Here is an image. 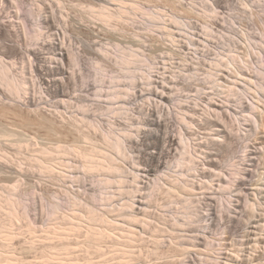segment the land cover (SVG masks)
Returning a JSON list of instances; mask_svg holds the SVG:
<instances>
[{"label": "rangeland", "instance_id": "obj_1", "mask_svg": "<svg viewBox=\"0 0 264 264\" xmlns=\"http://www.w3.org/2000/svg\"><path fill=\"white\" fill-rule=\"evenodd\" d=\"M108 1L112 9L120 7L121 3V7L126 4L125 9L130 13L123 11L122 18L103 23L93 16L92 10L100 4L98 0H0V58L14 68V75L28 79V92L20 97L0 83V129L2 126L5 130L6 127L7 130L14 128L12 130H18L24 136H7L8 139L13 137L11 141L15 143L6 136L1 139L9 158L0 160V264H227L238 254L245 258V264L263 259L264 248L259 240L264 238V89H259L257 83L264 85L261 81L264 77V0ZM133 1L135 7L127 5ZM136 5H140L139 9ZM203 7H212V13H205ZM39 8H42L41 14L50 16L54 24V28L43 25L42 39L49 40L50 33L59 28L61 38L79 55L78 65L72 61L66 64L72 75L63 81L65 96L53 92V89L43 92L37 84L32 85L36 83V74L29 66L31 57L23 61L20 52L13 54V48L19 46L35 47V39L29 36L38 26ZM172 15L191 24L196 33L198 51L186 44L188 37L184 31L190 27L175 23L170 18ZM157 21L162 25L151 29L150 26ZM210 22H214V31H205L203 24ZM166 28L175 32V45L162 34ZM25 30L29 36H25ZM8 32L10 35L6 34ZM208 37H212L210 43L215 47L211 51L203 47L204 39ZM228 43H231V52L224 50ZM128 47L138 49L135 52L139 57L143 51L147 62L158 66L154 73L148 69L140 71L138 68L143 65L138 64L136 83L132 87V81H128L130 67L120 65L118 60L122 54L118 52ZM41 48L45 60L52 49L47 45ZM252 51H256L259 57H252L253 67L247 72H243L240 63L238 67L214 63V58H219L218 53L224 55L223 59L229 53L246 59ZM194 53L202 55L199 62L192 56ZM227 69H232L234 75ZM148 77L161 87L155 86L156 83L146 85ZM116 83L118 85L113 89ZM126 83L128 91H122L124 99L114 101L107 96L110 92V97H118L120 87ZM227 84L234 86L232 89L236 95L231 96L228 103L224 100ZM151 88H161L167 99L162 103L156 101L155 96L148 94ZM185 101L192 102L193 110L178 107ZM195 101L200 105H193ZM210 101H213L210 107L222 111L225 120H230L234 113L242 118L240 136L228 135L232 138L229 141L222 139L219 130L226 127L219 121L216 110L210 109ZM158 103L166 117L164 121L168 130L175 137L180 124H184L181 112L188 115V125L182 129L188 131V135H182V142L177 138L178 144L169 147V152L160 154L163 166L158 167L157 158L150 155L157 151L149 148L152 139H146L142 141L144 145L138 146L141 153L138 148L126 145L129 158L126 157V161L118 159L120 173L82 170L83 158L79 152L68 154L62 149L78 144L84 148L95 142L104 144L102 131L107 129L122 135L128 127L126 137H132L130 131L137 133L136 129L147 126L140 123L139 106L149 105L156 109ZM223 104L230 109L225 110ZM117 105H128L126 113L124 109L122 114L114 109ZM110 109H114L117 119L112 117L114 114ZM207 114L210 117L207 118ZM83 115H88L86 119L90 121L98 120L103 130L89 125ZM111 117L113 124L108 121ZM188 137L192 139V163L188 155H184V147L188 146L184 141ZM40 147L61 148L62 151L58 152L62 156L53 151L62 158V164L57 163L54 172H40L30 167L34 162L31 159L41 155L36 151ZM253 147H257L260 154H250ZM179 156L182 161L191 163L188 177L194 173L199 179L192 189H188L190 185H172L176 179L170 177H176L172 170L178 173L176 160ZM132 159H138L136 164ZM196 163H200V173L194 169ZM133 168L136 181L133 180ZM107 177L121 179V182L109 183ZM129 190L143 202L133 209L132 217L119 211ZM8 195H14L13 202L16 197L22 200L26 212L21 206L12 205V197L7 200ZM76 197L77 204L73 205ZM184 197H192V204L199 209L197 215L200 218L191 225L175 224L173 220L179 217L184 221L181 215ZM52 203L57 211L50 210ZM86 203L97 207L98 213L92 215V211L85 207ZM14 206L18 213L12 208ZM2 233L12 235L7 238ZM193 234L198 237L197 246L179 242L181 236ZM205 240L215 242V246L212 249L204 247Z\"/></svg>", "mask_w": 264, "mask_h": 264}, {"label": "bare ground", "instance_id": "obj_2", "mask_svg": "<svg viewBox=\"0 0 264 264\" xmlns=\"http://www.w3.org/2000/svg\"><path fill=\"white\" fill-rule=\"evenodd\" d=\"M100 1V4L98 5L97 9H93V13L98 19H100L103 23H107V21L109 22L111 19L113 18H117L120 19L122 18L121 16H123L125 13H130V11H128V9H125L126 4L124 6V9L121 7H117V8H110V6L108 5V3H110L108 0H98ZM170 1V0H168ZM172 2L174 0H171ZM139 2V1H138ZM136 3V2H135ZM131 5L132 7H135L134 5V1L132 2V4L127 3V5ZM130 7V6H129ZM136 7H140V5H136ZM127 8V7H126ZM132 9V8H131ZM136 9V8H135ZM204 12L208 13L211 12L212 13V7H203ZM134 9H132L133 11ZM137 10V9H136ZM39 15H38V26L34 32V34H32L31 36H29V33L25 30L24 34L25 36H29L30 38L35 39V47L33 48H23L21 46H19L18 48H13V54L20 52L22 54V58L23 61H26L27 57H31V60L29 61V66L31 68L32 71L35 72L36 74V83H32V79H30L32 85H38L39 88H41L43 90V92H48L50 90L53 89V92H56L57 94H61L64 95L65 89H64V83L63 81L70 77L72 75V73H70L68 71V69L66 68V64L68 61H72L74 63V65H78L79 63V55L76 51H74V49L72 48L71 44H66L64 39L61 38L60 36V29L57 28L56 32L54 33H50L51 37L49 40L44 41L42 39V35H44V32H42L43 29V25L48 24L50 27L49 28H54V24L50 21V16L48 15H42V8H39ZM125 11V13L123 12ZM92 13V14H93ZM124 13V14H122ZM214 14V13H213ZM158 19H160V17H157ZM175 23L179 24V25H184V27H190V29H186V31H184V33H186V37H188V41H187V45H192L194 46V48L191 49H196V51H198V46H197V42L195 39L196 33L195 30L193 29V27L191 26V24L187 21H184L182 19V17H176V15H172V17H170ZM160 21H157V24H152L150 26L151 29L155 28V25H162L159 23ZM112 23V22H111ZM213 23L214 22H210V23H204L203 24V28L205 31H214V27H213ZM154 26V27H153ZM86 27V26H85ZM165 27V25H164ZM174 31L166 28L164 29V31H162V34H165L168 36V38L170 39V42L172 44H176L175 38H174ZM8 35V33H6ZM23 34V33H22ZM47 35V34H46ZM45 35V36H46ZM62 35V34H61ZM49 36V35H48ZM49 38V37H48ZM212 37H208L205 38L204 40V44L203 47L204 49H206V51H211V49L215 48L213 43H210V41H212L211 39ZM206 39H208V41H206ZM42 40V41H40ZM44 45L49 46V48L52 49V51L50 52V55H48L47 57H45V60H43V52H42V48ZM178 46V44H177ZM228 49L229 52H231V43L227 44V48H225L224 50ZM138 51V49L136 48H132V47H128L127 49L121 50L118 53H122L120 54L119 57V62L120 65H124V67H130V73L128 74V81H132V83H130V87H132V85H134V83H136V73H138V69H140V71H142V69H148V71H154V73L156 72L157 69V64L156 63H152V65H150L147 62L146 56L142 51V57H139V55L135 52ZM256 51H258V49H256ZM256 51H252V53H248V55H246V59H248V61H250V63H248V61H246V59H242V56H238V55H234V54H227V56H225V58L223 59L224 55L218 53L219 58H214V63L215 64H220V65H224V63H228V65H236V67H238V63H240V68L243 69V72H247L248 69H252V57H259L258 53H256ZM198 62L201 60L202 55H200V53H194V55H192ZM223 59V60H222ZM140 60V61H139ZM138 61V63H136ZM223 61V62H222ZM7 62H5L2 58H0V83L3 84L6 88V90H8L10 93H12L13 95L20 97L23 93H27L28 91H26V87H28V83H26V81H28V79H26V77H21L18 75H14V68L13 67H9L7 64ZM27 63V62H26ZM136 63V65H132ZM142 63V67L138 68V64ZM119 65V66H120ZM24 69L26 68L25 66H23ZM246 67V70H245ZM138 68V69H137ZM232 69H234V67H232ZM232 69H227L232 75H234V71H236V69H234V71H232ZM126 71V69H123ZM239 70V69H238ZM137 71V72H136ZM242 72V73H243ZM262 73H264V71H262ZM146 74V73H145ZM230 74V75H231ZM155 77V76H154ZM113 78H116V76H114ZM146 79V78H145ZM156 80L152 81V78L150 79L149 77L146 79V85H150V83H156L154 84L155 86H160L158 82H155ZM264 81V77H262V80ZM116 85H118V83L114 84L112 86V88L114 89V87H116ZM259 89H264V85H262V83L258 82L257 83ZM153 86V85H152ZM126 87H128V83H126V85H124V87H120V91H118V97H110V92L108 93L107 96H109L110 99H114V101H120V99H124V97H122V91H128V89H126ZM161 87V86H160ZM232 85H226V93L224 96V100L225 102H230L232 100V98L230 99L231 96H236L234 95V89H232ZM155 88V87H153ZM153 88L148 90V94L151 96H155L156 97V101L159 102H163L166 98L167 95L164 94L163 91L160 90H154ZM164 89V88H163ZM140 91V89H138ZM112 91V90H111ZM132 91V89H130V92ZM137 91V93L139 92ZM143 91V90H142ZM165 91V90H164ZM146 92V91H145ZM259 92V91H258ZM140 93V92H139ZM138 93V94H139ZM134 93H131V95H133ZM114 96H117L116 94H114ZM240 97V95H238ZM63 97V96H62ZM112 101V102H114ZM190 103H192L190 101ZM190 103H180V105L178 106L181 110L183 109H192L193 107L190 106ZM213 101H210L209 107L210 105H212ZM242 103V101L240 102ZM33 104V103H32ZM118 104V103H117ZM122 104V103H121ZM149 104V103H148ZM156 105V104H155ZM159 105V103H158ZM193 105H200V103H198V101H195L193 103ZM154 106V105H153ZM160 106V105H159ZM157 106V108H153L151 106L148 105V107H144V106H139L136 107L139 111L138 113L141 116V121L140 123L142 125H147L146 127H142L139 130L136 129L137 133H134V131H130V133H132V137H126V133H128V127H126V133H122V135H117L113 129H107V130H103L102 126L100 124V122L98 120H93L90 121V119H86V117H88V115H83L84 118L88 121L89 125L95 126L97 128H101L102 131V139H103V143H100L101 145H98L97 142L95 143H90L91 147L88 146L86 148L82 147L81 145H74V146H66V147H62V149L67 152L68 154L70 153H74L75 151L82 156L83 158V162L82 165L80 167V169L82 170H114L116 171V173H120V171H118L120 169L119 164L117 163L118 159L122 160L124 159V161H126V157H128V147H126V145H130V146H134L136 148H138V146L140 144H143L142 141H145L146 139H152V145L149 147L151 149V147L153 149H155V152H151V157L157 158V165L158 167L163 166V162L160 160V154H162L163 152H169L170 150L168 149L171 146L176 145L177 143V138L180 142L183 141V136L182 135H188V131H182V129H184V127H186V125H188V115H186L185 113L181 112L182 115V121L184 122V124H180V127H178V133L176 135V137L168 130V124L164 121L166 120L164 118V112L162 110V107ZM223 107L225 110L228 111V109H230V107H228V105L223 104ZM213 108L212 110H216V115L219 118V121H221L223 124L225 125L226 129H224L222 126V128L219 130V132H222V139L224 141H229L230 136L228 135H241V133H239L240 131V127H242V118L238 117L236 113H234V115H232V117H234V121H232V117L230 118V120H225L224 115H222V111L217 110L216 107H210V109ZM114 109H118V111H120V114H122V109H124V113H126V109H128V105H126V107H122V105H117L116 107H114ZM114 109H110L111 112H113L114 116L112 117H116V113H114ZM168 109H170V107H168ZM168 109H164V111H168ZM136 110V109H135ZM209 111V110H208ZM208 115V114H207ZM212 115H214L212 113ZM118 116V115H117ZM112 117L108 120L110 121V123H114V119H112ZM205 117V115H204ZM207 118L210 117L209 115L206 116ZM117 119V117H116ZM75 120V119H74ZM92 120V119H91ZM191 121H193L191 119ZM210 121V120H208ZM3 122V121H2ZM10 122V121H9ZM1 123V122H0ZM6 123V122H5ZM190 123V122H189ZM214 123V122H213ZM23 124V123H22ZM25 124V123H24ZM11 125V124H10ZM14 125V124H13ZM12 125V127H13ZM213 125V124H212ZM18 126V125H17ZM21 126V125H20ZM4 127V129H2ZM94 127V128H95ZM114 127H116V125H114ZM140 127V126H139ZM2 128L0 129V160L1 158L3 159H7L9 157H7V152L5 151V148L3 147L2 144V140L4 136H10L11 135H19V137H24L23 135L21 136L20 134H22L20 131V133L15 130H12L14 128H12L11 130H5V126H2ZM25 128V127H24ZM96 129V128H95ZM132 129H134V127H132ZM20 130V129H19ZM97 130V129H96ZM185 130V129H184ZM188 130V129H187ZM191 130V129H190ZM26 131V130H25ZM24 131V132H25ZM36 132V131H35ZM191 132V131H189ZM218 132V133H219ZM230 133V134H229ZM26 134V133H24ZM34 134V133H33ZM87 134V133H86ZM60 135V134H59ZM58 135V136H59ZM128 135V134H127ZM130 135V134H129ZM181 135V136H180ZM28 136V134H27ZM31 136V135H30ZM2 137V138H1ZM15 137V136H14ZM18 138V136H16ZM32 137V136H31ZM41 137V136H40ZM84 137V135H83ZM86 137V135H85ZM13 138V137H12ZM11 138V139H12ZM16 138V139H17ZM88 138V137H87ZM8 139V137H7ZM10 139V138H9ZM8 139V140H9ZM10 139V141H11ZM14 139V138H13ZM12 139V140H13ZM20 139V138H19ZM38 139V138H37ZM61 139V138H60ZM58 138V140H60ZM26 140V139H25ZM63 140V139H62ZM81 140V139H80ZM80 140H78V142H80ZM15 141V140H14ZM17 141V140H16ZM24 141V140H21ZM19 140V142H21ZM88 141V140H87ZM5 142V141H4ZM8 142V141H7ZM13 142V141H11ZM10 142V143H11ZM18 142V143H19ZM15 143V142H13ZM22 143V142H21ZM62 143V142H61ZM77 143V142H76ZM184 143H186V145H188L187 147H184V155H188L189 157V162H193V152L191 151L190 147H192V139H190V137H188V139H186V141H184ZM29 144V143H28ZM43 144V143H42ZM178 144V143H177ZM20 145V144H19ZM18 145V146H19ZM30 145V144H29ZM57 145V144H56ZM66 145V144H65ZM86 145V144H85ZM144 145V144H143ZM17 146V145H15ZM28 146V145H27ZM39 146V145H38ZM84 146V145H83ZM34 147V146H33ZM45 147V146H44ZM39 148L36 149V151H39V153L41 155H36L37 152H35L36 156H34V158L31 159V163L30 167L31 168H37L38 170L41 171H53L55 169V165H57V163L62 164L61 163V159L60 156H58L57 153H59L58 151H62L61 148L59 147L58 150L54 149L57 151L53 153L54 150H50L48 147L47 148ZM58 147V146H57ZM90 147V148H89ZM140 147V146H139ZM14 148V147H13ZM29 148V147H28ZM135 148V149H136ZM23 149V147H22ZM21 149V150H22ZM27 149V148H26ZM132 149V148H131ZM139 152L141 153V149L138 148ZM35 150V149H33ZM130 150V149H129ZM64 151L62 153H64ZM115 153H112V152ZM154 151V150H153ZM21 152V151H20ZM27 152V150H26ZM258 152V148L257 147H253L250 148L249 153L250 154H256ZM260 152V151H259ZM258 152V153H259ZM38 153V154H39ZM76 153V154H77ZM137 153V151H136ZM66 154V153H65ZM143 154V153H142ZM141 154V155H142ZM260 154V153H259ZM21 155V154H20ZM34 155V154H33ZM59 155H61V152L59 153ZM73 155V154H72ZM131 155V154H130ZM195 155V154H194ZM25 156V155H24ZM62 156V155H61ZM256 156V155H253ZM27 157V156H26ZM129 158V157H128ZM131 158V157H130ZM253 158V157H252ZM23 159V158H22ZM9 160V159H8ZM7 160V161H8ZM26 161V159H24ZM33 160V161H32ZM64 160V159H63ZM6 161V160H5ZM136 161H138V159H132V163L136 164ZM177 165H178V173H174V170H172V175H176V177H169L171 179H176L174 181H172V185H181L184 187H188V185H190V187H188V189H192L195 187L196 182L199 180L198 177H196V175H194V173H192V177H188V173H190V167H188V165H190L191 163H186L185 161H182V157H178V159L176 160ZM15 162V161H14ZM16 163V162H15ZM28 163V162H27ZM30 163V162H29ZM18 165V164H17ZM76 165V167H78V164H74ZM200 163H196V165L194 164V169H196V171H198V173H200ZM63 167V166H62ZM74 167V166H73ZM133 167V166H132ZM2 168V167H1ZM244 168V167H243ZM19 169V168H18ZM140 170V168H138ZM239 169V168H238ZM32 170V169H31ZM37 170V171H38ZM36 171V170H35ZM73 171V170H72ZM146 171V170H145ZM170 171V170H168ZM132 173H133V180L136 181V171H134V168L132 169ZM241 173V172H240ZM244 173L248 174L247 171H245ZM250 173V172H249ZM64 174V173H62ZM244 175V174H243ZM242 175V176H243ZM249 175V174H248ZM247 175V177H248ZM138 177V176H137ZM120 178V177H118ZM213 179V178H212ZM211 179V180H212ZM220 179V178H219ZM107 180L109 183H114V182H121V179H110V177H107ZM239 180V179H238ZM20 181V180H19ZM239 182V181H238ZM240 183V182H239ZM19 184V183H18ZM243 185V184H242ZM17 186V185H16ZM114 186V184L112 185ZM12 187H14V189H16V187L13 185ZM118 187H122L121 185H118ZM177 187V186H175ZM174 187V188H175ZM183 187V188H184ZM172 188V187H171ZM182 188V187H181ZM231 188V187H230ZM244 189V188H243ZM263 194V193H262ZM137 194H135L132 190H129L127 192V197L123 203V205L121 206V208L119 209V211L121 213H124V215L126 217H132L133 215V209H136L137 207L141 206L138 205L143 203L142 200L139 197H136ZM11 200L14 199V195H8V199L7 200ZM77 200L78 197H76V199L73 200L72 204L75 205L77 204ZM16 201V202H15ZM13 202H10L12 205H18V207H22V211H24V213L26 212V209H24V207H26V204L18 199L16 197V200ZM140 201V202H139ZM194 201V199L192 197H184V203H182V211H181V215L182 217H184V221H180L179 217H174L173 220L175 222V224H181V225H191L194 224L200 217H198V212L199 209H196L197 206L195 207L194 204H192V202ZM1 202V201H0ZM15 203V204H14ZM250 203H254V201H251ZM1 204V203H0ZM204 204V203H203ZM135 205V207H134ZM212 205H214V203H212ZM257 205V204H256ZM221 207V205H219ZM1 207V206H0ZM85 207H88V211H92V215H96L97 212V207H90V205H88V203L85 204ZM14 209V211H16V213H18V209H16L17 207H12ZM212 208V207H211ZM210 208V209H211ZM232 209V205H230V210ZM50 210L52 212L57 211L58 209H56V205H54V203H52L50 205ZM214 210V209H212ZM222 209L220 208V211ZM12 211V210H11ZM10 211V212H11ZM211 211V210H210ZM217 211V210H216ZM250 211V210H249ZM228 211H226L227 213ZM13 213V212H11ZM14 215V214H13ZM213 215V214H212ZM16 215H14L13 217H15ZM138 217V216H137ZM97 218V217H96ZM14 218H12L13 220ZM92 219V218H91ZM93 219H95L93 217ZM98 219H101V217H99ZM213 219V218H212ZM104 220V219H103ZM131 220V219H130ZM99 221V220H98ZM234 221V220H233ZM91 222V221H90ZM101 222V221H100ZM105 222V221H104ZM232 222V220H231ZM235 222V221H234ZM14 223V222H13ZM60 223V222H59ZM62 224V223H61ZM92 224V223H91ZM95 224V223H94ZM102 224V223H101ZM233 224V223H232ZM231 224V225H232ZM236 224V223H235ZM245 224V223H244ZM108 225V224H107ZM234 225V224H233ZM232 225V226H233ZM78 226V225H77ZM101 226V225H100ZM62 227V226H61ZM91 227V226H89ZM103 227V225H102ZM256 227V226H255ZM3 228V227H2ZM1 228V229H2ZM56 228V227H55ZM59 228V227H58ZM95 228V227H94ZM105 229L107 227H104ZM11 229V228H10ZM73 229V228H72ZM75 229V227H74ZM101 229V228H100ZM259 229V228H258ZM4 230V229H3ZM56 230V229H55ZM70 230V229H69ZM91 230V228H90ZM95 230V229H94ZM93 230V232H94ZM97 230V229H96ZM102 230V229H101ZM100 230V233H101ZM127 230V229H126ZM130 230V229H129ZM194 230V229H192ZM253 230V229H252ZM8 231V230H7ZM64 231V230H63ZM89 231V230H88ZM104 232V229L102 230ZM106 231V230H105ZM116 231V229H115ZM121 231V230H120ZM122 232V231H121ZM124 232V231H123ZM130 232V231H129ZM135 232V231H134ZM9 234L11 233L8 232ZM96 233V231H95ZM99 233V232H98ZM131 233V232H130ZM3 235H6L4 233H2ZM91 234V233H90ZM114 234V233H113ZM123 234V233H122ZM132 234V233H131ZM12 235V234H11ZM11 235H6L7 236H11ZM97 235V234H96ZM101 235V234H99ZM103 235V233H102ZM110 235V234H109ZM137 235V234H136ZM135 235V236H136ZM95 236V234L93 235ZM108 237V236H107ZM116 237V236H115ZM8 238V237H7ZM11 238V237H10ZM90 238V237H89ZM95 238V237H94ZM99 238V237H98ZM97 238V239H98ZM125 238V237H124ZM260 238V237H259ZM96 239V240H97ZM102 240V238H99ZM123 239V238H122ZM263 239V240H261ZM133 240V239H132ZM198 237L193 234V235H187V236H181V239H179V242L182 243H186L188 245L191 246H197L199 243H197ZM119 241V240H118ZM258 241V239H257ZM262 244V247L264 248V238H260L259 240ZM98 242V240H97ZM131 242V240H130ZM259 242V243H260ZM91 243V241H90ZM119 243V242H118ZM256 243V242H255ZM95 244V243H93ZM122 244V243H121ZM128 245V244H127ZM186 245V246H188ZM204 247H207L208 249H212V247L215 246V242L211 241V240H205L204 241ZM259 245V244H258ZM201 246V245H200ZM118 247V246H117ZM122 247V246H120ZM124 247V246H123ZM115 248V247H114ZM175 248V247H174ZM99 249V248H98ZM119 250V249H118ZM125 250V249H124ZM177 250V249H176ZM232 250V249H231ZM174 251V250H173ZM125 253V252H124ZM129 252H127L126 254H128ZM121 254V253H120ZM237 254V253H236ZM251 254V253H250ZM161 255V254H160ZM174 255V254H173ZM163 256V255H162ZM264 256V255H262ZM119 257V256H118ZM172 257V256H171ZM245 257V256H244ZM261 257V255H260ZM105 258V257H103ZM7 259V258H6ZM123 259V258H122ZM125 259V258H124ZM123 259V260H124ZM245 259V258H244ZM243 259V257L238 256H232L231 259V263H227V264H245V260ZM254 259V258H253ZM8 260V259H7ZM107 260V259H106ZM105 260V261H106ZM113 260V259H112ZM230 261V259H228ZM109 261V260H108ZM120 261V260H119ZM125 261V260H124ZM127 261V260H126ZM251 262V261H250ZM99 263V262H98ZM103 263V261H102ZM110 263V262H109ZM121 263V261H120ZM247 263V262H246ZM253 263V261H252ZM251 263V264H252ZM90 264V263H89ZM106 264V263H105ZM108 264V263H107ZM254 264H264V258H257L256 262Z\"/></svg>", "mask_w": 264, "mask_h": 264}]
</instances>
